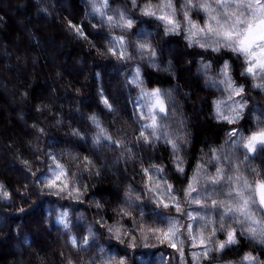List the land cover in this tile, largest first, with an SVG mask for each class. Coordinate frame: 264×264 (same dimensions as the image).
Returning <instances> with one entry per match:
<instances>
[{
    "label": "trees",
    "instance_id": "16d2710c",
    "mask_svg": "<svg viewBox=\"0 0 264 264\" xmlns=\"http://www.w3.org/2000/svg\"><path fill=\"white\" fill-rule=\"evenodd\" d=\"M61 3L66 7H61ZM109 4H121L132 17L141 18H138V10L132 8L131 0H109ZM141 20L146 21L152 31L150 42L157 50L160 66L169 68L171 61L170 71L159 72L143 65L141 74L146 87L173 92L174 103H171L184 120V125L180 126L181 135L186 133L190 141L181 149L186 175L175 171L172 150L164 141L148 147L136 145L133 140L134 135H139L140 128L133 107L138 89L125 83L138 61L133 49V29L122 33L120 28L98 26L87 16L83 0H0V185L8 194V197L0 195V264H66L65 258L72 259L74 264L83 261L91 264L98 249L78 254L66 244L61 226L54 223V215L47 223L43 222L50 210L69 205L74 224L75 216L80 214L88 222L103 218L104 227L98 226V243L112 255L114 262L124 258L126 264H140L141 257L137 254L149 249L143 248L139 238L136 247L130 248L127 239L123 243L111 240L105 230L108 226H118L116 221L121 218L114 209L120 205L141 220L140 210L123 205L127 186L131 185L142 197V210L146 214L142 222L152 223L155 217L148 213L154 205L150 203L152 194L143 191L142 167L149 168L155 175L151 165L162 166L164 175L179 194L197 163L210 172L215 171L206 160L211 157V149L219 150L225 144L230 130L228 124L214 118L213 101L217 96L196 74L200 61L210 60L213 65L210 72L216 75L227 60L233 80L243 84L246 94L251 97L249 108L264 109V95L251 88L250 78L240 75L242 58L238 59L228 51L211 53L189 47L179 35H164V25L160 21ZM70 25L81 28L84 35H78ZM119 35H124L129 43L128 51L133 60L122 62L107 53L109 36ZM170 48L172 53H169ZM102 95L108 97L116 113L106 109ZM93 113L114 139H123L127 147L133 149L135 160H129L127 154L120 156L119 151L106 144L98 149L93 147L91 137L98 131L88 119ZM249 126L251 121L246 113L243 128ZM41 128L43 135L38 131ZM72 128L83 133L85 140L72 136ZM45 152L56 155L65 167L77 173L82 183L88 184L82 202L36 194L33 184L38 185V182L31 173L39 176L47 171L48 165H54ZM71 156L77 159L72 160ZM84 156L93 161L95 167L92 170L98 169L99 176L80 175L77 165L82 167L80 162ZM254 164L264 168V156L258 155ZM94 201H100L103 207L98 210ZM166 211L172 216L177 215L172 210ZM121 223L122 231L130 229L127 218ZM73 232L78 236L87 235L86 230L79 233L73 228ZM217 238L223 240L225 236L218 231ZM26 239L28 243L24 242ZM239 241L238 245L213 254L211 264H240L241 257L249 251L264 260V249L243 237ZM189 243L185 241V261L193 264ZM16 245L20 246L21 254L14 251ZM153 245L151 251L156 254L157 264L160 253L165 257L173 256V249L155 242ZM97 264H100L98 259ZM172 264H177V260L173 259Z\"/></svg>",
    "mask_w": 264,
    "mask_h": 264
},
{
    "label": "snow or ice",
    "instance_id": "6c2138e0",
    "mask_svg": "<svg viewBox=\"0 0 264 264\" xmlns=\"http://www.w3.org/2000/svg\"><path fill=\"white\" fill-rule=\"evenodd\" d=\"M90 4L91 15L98 16L102 26L107 25L109 29L120 28L122 33L133 29L135 20L124 8H111L109 0H90ZM131 6L136 8L137 0H131ZM192 12L203 13V23L194 20ZM140 13L163 23L164 35L183 33L189 47L196 46L211 53L228 51L238 59L242 58L243 71L240 75L251 79L252 89L264 93V0H182L179 9L182 20L178 18L173 0H159L158 4H153L149 0L140 7ZM70 27L74 28L78 35H84L81 28L76 25ZM135 36L137 40L133 42V49L139 58L143 60L147 56L148 64L159 69L157 50L148 41L147 34L141 30L135 32ZM108 39L110 46L106 50L107 53L116 56L122 62L134 59L132 53L128 51L129 43L124 35L109 36ZM212 66L210 60L208 62L202 60L199 71L204 75L206 84L222 86V90L227 93L225 98H217L213 104L214 118L233 126L226 134L225 145L229 150L225 151L224 145L219 150L211 149V157L206 163L213 164L215 171L209 172L203 164L197 163L192 175L187 177L186 186L179 194L164 175L165 169L162 166L151 165L155 175L149 168L142 167L145 180L143 191L152 194L150 203L154 205L148 215L155 219L150 224L142 222L146 215L142 210V197L128 185L124 192L123 205L140 210L141 220L138 221L132 212L120 205L114 209L116 215L121 218L116 221L118 226H108L105 229L111 240L123 243L127 239L130 248L136 247L139 238L143 248L149 249L148 252L137 254L141 257L140 264H157L154 259L156 254L151 251L153 242L174 250L171 257H165L160 253L159 264H172L173 259L177 260V264H187L184 253L185 241L190 242L188 246L193 250L191 251L193 264H204L205 261L211 264L213 254L222 253L226 248L238 245L240 237L264 249V168H257L252 163L258 155L264 156V109L260 110L259 116H255V127L250 128L248 134H245L242 127L237 125L245 119L246 111L250 121L255 115V109L248 107L251 97L246 94L243 84L233 80L231 65L227 60L221 64L216 77L209 75ZM170 69L171 61L169 68L163 71ZM125 83L135 85L138 89L135 103L140 110L135 114L140 122V128L139 135L133 137L135 144L151 147L163 139L164 143L171 147L175 171L180 175H186L183 166L185 160L180 153L182 146L186 147L190 141L186 133L173 137L168 131L169 125L165 123L176 114L174 108L169 109V102L174 103L172 90L146 87L139 65L135 66L131 78L126 79ZM101 101L109 112L116 113L117 110L109 102L108 97L102 95ZM40 110V106H37V111ZM88 119L98 129L91 137L94 148L98 149L106 144L109 148L119 151L120 156L127 154L129 160H135L133 149L127 147L123 139H114L108 130L102 127L94 113ZM178 123L183 126L184 120L180 119ZM38 131L44 134V129ZM71 134L85 140V135L78 129L72 128ZM240 149H243V153L237 155ZM44 155L52 160L54 165H48L47 171L39 176H36L35 172L31 173L38 182V185L35 182L33 184L36 194L54 195L60 199L82 202L88 184L82 183L77 173L65 167L53 153L45 152ZM71 158L77 159L76 156ZM24 163L27 165L28 162ZM80 163L82 167L77 165V169L81 176L85 173L89 177L100 175L98 169L93 172L95 166L87 156H84ZM29 171L31 172V168ZM0 195L8 197V194L3 192L2 185ZM25 200L28 202L26 197ZM93 203L98 210L103 207L100 201ZM69 208L71 205L50 210L43 222L47 223L54 215V223L61 226L66 244L78 254L98 249V255L91 258V264H97V259L100 264H126L124 258L114 262L112 255L98 243L97 232L99 227H104L105 224L102 217L88 222L83 214H80L75 216L74 224ZM166 210H172L177 215L172 216ZM124 218H127L131 225L128 231H122L121 221ZM73 228L79 233L86 230L87 235L78 236L74 234ZM218 231L224 234L223 240L217 238ZM24 242L28 243L27 239ZM65 259L66 264H74L72 259ZM82 264L89 262L83 261ZM240 264H264V260H260L249 251L241 257Z\"/></svg>",
    "mask_w": 264,
    "mask_h": 264
},
{
    "label": "rangeland",
    "instance_id": "374dc122",
    "mask_svg": "<svg viewBox=\"0 0 264 264\" xmlns=\"http://www.w3.org/2000/svg\"><path fill=\"white\" fill-rule=\"evenodd\" d=\"M83 2H84V5L86 6V11H87V16L89 17V19H91V20H93L98 26H102L101 24H100V18L98 17V16H96V17H94L93 15H91V13H92V8H91V4H90V0H83ZM149 1H147V2H137V7H136V9L138 10V14L140 15V16H138V18H143V19H147V18H150V19H154V18H152V17H146V16H142L141 15V13H140V7L141 6H143L145 3H148ZM173 2H174V4H175V6H176V8H177V12H178V18H180L181 20H182V16H180L179 15V9H180V5H181V2H182V0H173ZM151 3H153V4H158L159 3V0H151ZM61 5V7H66L65 6V4H63V3H61L60 4ZM111 6V5H110ZM117 7H122V8H124L121 4H114V5H112L111 6V8H113V9H115V8H117ZM125 9V8H124ZM126 10V9H125ZM127 11V10H126ZM191 15H192V18L194 19V20H197L198 22H200V23H203V21H204V16H203V13H196V12H192L191 13ZM141 18L140 19H135L134 17H133V19L135 20V24H134V27H133V30L135 31V32H137V31H141V30H143L146 34H147V39H148V41L150 42V35H151V33H152V31H151V29L147 26L148 24L146 23V21H144V20H141ZM47 20H50L49 19V17L47 18ZM103 26H106V25H103ZM172 35V34H171ZM179 36H181L182 38H183V40L186 42V44L188 45V41L187 40H185V38H184V35H183V33H181ZM137 40V37L135 36V41ZM151 43V42H150ZM192 47H196V46H192ZM169 53H172V48H170L169 49ZM4 57H6V55H5V53H3L2 54ZM170 55H172V54H170ZM158 57V56H157ZM137 58H138V61H137V63L135 64V66H137V65H139V67H140V70H141V73H142V66L143 65H148L150 68H152V69H154V70H157V71H159V72H165V71H163V69H166V66L164 67H161L160 66V64H159V62H158V60H157V62H158V64H159V69H157V68H153V67H151L149 64H148V57L147 56H145V58L142 60V59H140L139 58V56H137ZM200 63H201V61L198 63V70H197V73L196 74H198L199 76H200V78L202 79V81H203V83L205 84V86L206 87H208V88H210L211 90H213L215 93H216V99L217 98H221V99H223V98H225L226 97V95H227V93H225L223 90H222V86H220V87H214V86H210V85H208V84H206L205 83V77H204V75L199 71V69H200ZM135 66H134V68H135ZM133 71H134V69H133ZM133 73V72H132ZM132 75V74H131ZM131 75L129 76V79L131 78ZM209 75L210 76H213V77H216V75H213L211 72L209 73ZM132 87H134L135 88V85H131ZM162 90H170V89H162ZM172 94H173V92H172ZM263 95H264V93H262ZM138 96V95H137ZM137 96H136V98L134 99V102H133V107H134V109H135V113L136 112H138L140 109H139V107H138V105L135 103L136 102V99H137ZM216 99H214V101L216 100ZM248 107H249V103H248ZM175 109V107L173 106V104L171 103V101L169 102V109L171 110V109ZM255 109V115L253 116V118H252V120H251V126H249V127H247V128H243V120L242 121H240V123H239V125H237L238 127H242V130L244 131V133L245 134H248V131H249V129L250 128H254L255 127V116H259L260 115V111L258 110V109H256V108H254ZM214 111H215V109H214ZM222 111H224V109H222ZM175 116H172L169 120H167V121H165V123H167L168 125H169V129H168V131L170 132V134L173 136V137H175L176 135H181V131H180V124L178 123V121L180 120V117H179V115H178V113H177V111H176V109H175ZM246 113H247V111L245 112V117H246ZM136 117H137V115H136ZM227 124V123H226ZM228 126H230V128L231 127H233L232 125H229L228 124ZM226 140H227V137H226ZM161 141H163V139H161ZM171 148V147H170ZM224 150L225 151H228L229 149H228V146L227 145H225L224 144ZM243 153V149H240V150H238L237 151V155H241ZM180 155H181V153H180ZM172 156H173V153H172ZM252 163L254 164L255 163V160L254 161H252ZM117 164L115 163L114 164V166H116ZM209 165H210V167L211 168H214V165L213 164H211V163H209ZM255 165V164H254ZM256 166V165H255ZM244 167H246V165L244 166ZM257 167V166H256ZM109 169H110V167H109ZM208 169V168H207ZM110 171H112L111 169H110ZM208 171H209V169H208ZM210 172V171H209ZM195 207V206H194ZM259 215V214H258ZM194 227V231H195V225L193 226ZM252 245H255V246H257V247H259L258 245H256V244H254L252 241H250V240H248ZM53 246V245H52ZM20 246L19 245H16V246H14V251H16L18 254H21L22 252H21V250H20V248H19ZM193 251V250H192Z\"/></svg>",
    "mask_w": 264,
    "mask_h": 264
}]
</instances>
